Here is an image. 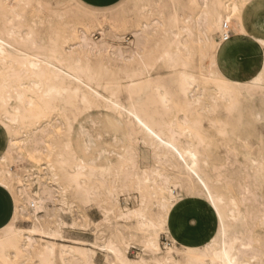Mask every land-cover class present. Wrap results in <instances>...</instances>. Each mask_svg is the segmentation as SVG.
<instances>
[{
    "label": "bare ground",
    "instance_id": "bare-ground-1",
    "mask_svg": "<svg viewBox=\"0 0 264 264\" xmlns=\"http://www.w3.org/2000/svg\"><path fill=\"white\" fill-rule=\"evenodd\" d=\"M32 1L0 0V127L3 128L5 137L0 147V184L5 185L11 193L15 206L12 219L0 231V264H94L96 251L105 254L106 264H150L142 258L134 263L111 239L103 245L84 241H76V245L60 244L57 250L52 241H64L61 229L44 230L38 224L43 198L40 195L29 197L24 186L26 180L36 178L37 175L33 167L24 166L18 170L13 167L23 159L44 151L43 138L48 131L43 128V124L52 126V120L48 118L58 109L57 104H71L74 100L88 110L97 108L102 102L119 109L126 116L131 131L135 128L142 133L157 162L179 166L186 173L189 183L198 185L215 212L218 228L216 236L200 252L187 249V263L229 264L231 261L233 264H262L264 152L261 143L260 147L252 149V163L257 172L252 176L247 175L248 182L240 185L242 192L238 196L230 197H226L216 188L218 180H212L206 175L209 159L200 148L208 141L202 129L205 124L211 122L219 126L221 134L226 125L221 119H205L202 113H215L221 108L226 114L225 119H230L234 112H238L241 102L247 105L246 101L252 96L251 92L255 87L264 90V76L261 75L264 73V54L258 72L240 82L220 68L219 58L224 57L225 48L222 49L213 38L216 33L222 36L225 32L224 25H227L233 40H251L252 32L257 33L258 40L259 33L264 32V15L256 14L253 4H258L264 10V0H169L173 7L164 31L166 40L154 61L163 63L173 71L176 76L173 88L158 80H149L154 63L149 60L152 51L143 41L146 24H141L140 29L133 31L134 48L122 51L118 46L108 47L104 42L105 34L115 26V19L109 18L107 14L97 16L91 10H86L82 12L84 28L81 27L82 20L69 23L68 33L61 39L50 40L43 48L38 46L31 32L23 36L21 27L16 22L23 17ZM130 4L139 14L155 13L163 20L162 8L155 0H130ZM234 12L235 16L232 15ZM237 18L243 21L242 31H237L233 23ZM90 23L101 29L102 39L98 43L91 41L86 34ZM245 32L249 35L246 36ZM187 37L193 40L189 41ZM226 41L221 37V42ZM188 44H197L200 48L196 72L192 70L196 53ZM36 50H45L46 54H37ZM110 62H120L122 66L116 65L115 70H112ZM105 74H109L110 78L106 79ZM120 74L123 78L119 77ZM122 79L126 80L125 86L121 84ZM144 88L154 90L155 94L150 98L152 102L155 100L160 104L162 113L150 109L140 99L145 92ZM100 89L106 92V97L100 93ZM122 97L127 101L125 106L121 103ZM245 107L248 111L246 115L251 116V119L253 116L250 109ZM174 108L177 113L182 114L180 123L164 119ZM132 110L146 115L165 143L171 142L174 147L178 146L184 160L181 161L171 150L159 145L138 125H134L127 116V112ZM243 117L241 114L237 116L238 123H241ZM197 122L200 124L199 131L195 128ZM9 129H12L11 135ZM240 138L239 136L238 139ZM189 152L196 156L195 161H192ZM59 164L64 170L63 179L68 182L65 189L72 188L82 203L89 204L97 196L95 191L100 186L105 194H112L111 188L104 185L102 176L99 179L96 170L87 168L82 161L72 163L62 158ZM192 164H195V168H192ZM48 167L50 174L54 176L53 167ZM196 177L205 181L211 196L201 190ZM156 179L170 193L166 187L168 175L158 168L150 171V174L144 171L142 176L133 173L129 182L140 193L141 202L137 208L128 209L121 214L122 218L137 220L138 228L143 231L145 247L153 251L160 250L158 230L165 224V217L154 220L146 215L148 202L156 195ZM258 189L261 190V195L255 193ZM248 194H253L256 201L258 198L261 210L246 205L245 197ZM166 200L167 198H161L159 206L162 209L166 207ZM23 201H28L33 208L34 225L31 229H20L16 226L25 213ZM63 223L59 219L58 224ZM72 225H75L74 221ZM34 236L51 241L44 240L45 243L37 246ZM174 252H178L176 248H167L166 256L155 259L153 264H177Z\"/></svg>",
    "mask_w": 264,
    "mask_h": 264
},
{
    "label": "rangeland",
    "instance_id": "rangeland-1",
    "mask_svg": "<svg viewBox=\"0 0 264 264\" xmlns=\"http://www.w3.org/2000/svg\"><path fill=\"white\" fill-rule=\"evenodd\" d=\"M155 1L162 8L163 20L155 13L139 14L134 11L130 0H33L23 13V17L16 22L21 27L23 36L31 32L38 46L45 48L50 40L61 39L68 33L69 23H74L76 20L80 22L83 11L91 10L97 16L107 14L109 18L115 19V26L105 34L104 42L108 47L118 46L117 48L122 51H130L134 48L133 31L140 29L141 24L144 23L147 28L144 30L146 32L143 41L152 51L149 60L150 62L153 60L154 63L149 80H158L173 88L176 79L173 71L163 63L154 61L165 43L164 31L173 4L170 3L171 0ZM253 10L259 16L264 15V10L256 3L253 4ZM83 21L85 20H82V28H84ZM100 32L101 29L92 23L86 29V34L95 43L102 39ZM231 37L232 35L226 42H221V35L219 33L214 35L215 43L218 42L222 49L225 48L226 53L224 57L219 58L218 63L223 71L242 82L258 72L264 50L254 47L250 39L239 41ZM187 40L193 38L187 37ZM188 45L196 53L192 64V70L196 72L200 48L197 44ZM241 52L247 55L249 65L244 70L240 63ZM35 53L46 54V51L36 50ZM110 64L112 70H115L116 65L122 66L120 62H110ZM119 77L123 78V75L120 74ZM105 78H110V75L105 74ZM121 84L125 86L126 80L122 79ZM99 91L103 96H107L103 90ZM143 92L140 98L143 103L148 104L150 109L162 113L160 104L155 100L152 102L150 98L155 94L154 90L144 88ZM251 93L252 96L246 101L247 105L240 100L238 112H234L230 119H225L226 114L221 108L215 113L208 111L201 114L205 119H221L226 123L222 134L219 133V126L211 122L205 124L202 129L208 141L203 148H200L209 159V166L205 169L206 175L212 180L219 181L216 188L226 197L238 196L242 192L240 185L248 182L247 175L252 176L257 172L252 163V149H257L261 143L264 152V90L255 87ZM121 103L127 105L124 97L121 98ZM57 105L58 109L48 118L52 120V126L43 124V128H47L48 131L43 138L44 151L39 155H31L23 159L13 167L15 170L24 166L33 167L37 177L25 181V192L31 198L37 195L43 198L38 224L44 230L61 229L64 241H52L56 244V249H59L60 244L76 245V241L103 245L111 239L134 263L142 258L153 264L155 259L166 256L167 248H176L178 252H174L175 262L189 264L186 261L187 249L200 252L203 246L216 236L218 228L215 212L198 185L190 184L186 173L179 166L157 162L142 133L135 128L131 131L126 116L121 114L119 109L102 102L97 108L88 110L75 100L71 104ZM245 106L250 109L253 116L251 119L249 118L251 116L246 115L248 111ZM239 114L244 116L241 123L237 120ZM181 118L182 114L177 113L175 108L164 116L166 121H176V123H180ZM190 118L192 119V116ZM4 138V130L0 127V147L4 143ZM62 158L72 163L82 161L87 168H94L97 177L100 179V175L102 176L104 185L111 188L112 194H105L103 187L100 186L95 191L97 196L89 204L82 203L72 188L65 189L68 182L63 179L64 170L59 164ZM50 165L53 167L54 176L50 174L48 167ZM155 168L168 175L166 187L170 192L168 193L161 181L156 179L154 183L157 188L156 195L149 200L146 209V215L154 220L161 217L162 212L163 218L165 217L163 228L158 230L160 245L158 251L145 247L143 231L138 228L135 218L121 217L122 213L137 208L141 202V195L133 189L129 177L133 173L142 176L144 171L150 174ZM66 170L72 171V169ZM0 186L6 188L3 184ZM255 193L261 195V190L258 189ZM253 196V194L246 195V205L261 210L258 198L256 201ZM162 197L167 198L166 212L159 206ZM23 206L25 213L16 226L20 229H31L34 225L33 208L28 201H23ZM59 219L64 223L59 225ZM73 221L75 225H72ZM34 238L37 246L45 241H51L40 236ZM93 263L106 264L105 254L96 251Z\"/></svg>",
    "mask_w": 264,
    "mask_h": 264
},
{
    "label": "snow or ice",
    "instance_id": "snow-or-ice-1",
    "mask_svg": "<svg viewBox=\"0 0 264 264\" xmlns=\"http://www.w3.org/2000/svg\"><path fill=\"white\" fill-rule=\"evenodd\" d=\"M205 7H207V5H205ZM237 11H238V9H237ZM232 15L235 16L236 12H234ZM229 19L231 20L232 16H230ZM233 23H235L237 31L243 30L244 25H243L242 20L237 18L235 21H233ZM244 34L246 36L249 35L248 32H245ZM251 40L253 41L254 47H257L258 50H264V32L259 33V39L258 40H257V33L252 32L251 33ZM240 63H241L242 70L246 69L249 66L247 55L244 52L240 53ZM261 75L264 76V73H262ZM127 116L130 118L131 122L134 125H138L140 129H142L149 136H151L154 141L159 143V145H162V146L166 147L167 149L171 150V152H173L181 161L184 160V155L181 154L180 151H178V146L174 147L173 143H171V142L165 143V140L162 138L161 135L157 134L152 123H150V120L146 115H141L140 113L135 112V110H132V111L127 112ZM5 127H7V125H5ZM195 128L197 131L200 130L199 122L196 123ZM8 131H9V134L11 135L12 129H9ZM57 131H61V130L57 129ZM189 155H192V153L189 152ZM195 160H196V156L192 155V161H195ZM192 168H195V164H192ZM190 171H191V169H190ZM196 180L198 181L199 185L201 186V190L205 191L208 196H211V192L208 191V185L205 183V181L203 179H200L199 177H196ZM181 195H183V193H181ZM163 211L164 212L167 211V206L164 208ZM161 218H163V212L161 213ZM229 264H233V262L230 261ZM262 264H264V262H262Z\"/></svg>",
    "mask_w": 264,
    "mask_h": 264
},
{
    "label": "crops",
    "instance_id": "crops-1",
    "mask_svg": "<svg viewBox=\"0 0 264 264\" xmlns=\"http://www.w3.org/2000/svg\"><path fill=\"white\" fill-rule=\"evenodd\" d=\"M14 208V200L11 193L0 186V229L10 222Z\"/></svg>",
    "mask_w": 264,
    "mask_h": 264
},
{
    "label": "built area",
    "instance_id": "built-area-1",
    "mask_svg": "<svg viewBox=\"0 0 264 264\" xmlns=\"http://www.w3.org/2000/svg\"><path fill=\"white\" fill-rule=\"evenodd\" d=\"M224 34L221 36L223 41H226L230 38L231 36V31L229 30L227 25H224Z\"/></svg>",
    "mask_w": 264,
    "mask_h": 264
}]
</instances>
